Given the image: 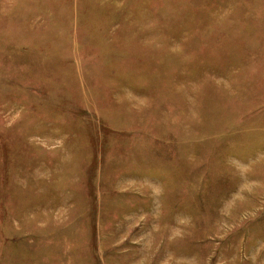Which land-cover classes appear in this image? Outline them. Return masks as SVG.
Here are the masks:
<instances>
[{
	"label": "rangeland",
	"instance_id": "rangeland-1",
	"mask_svg": "<svg viewBox=\"0 0 264 264\" xmlns=\"http://www.w3.org/2000/svg\"><path fill=\"white\" fill-rule=\"evenodd\" d=\"M0 264H264V0H0Z\"/></svg>",
	"mask_w": 264,
	"mask_h": 264
}]
</instances>
